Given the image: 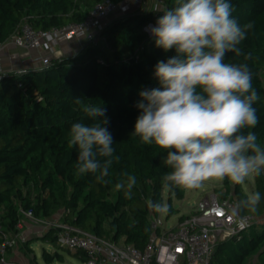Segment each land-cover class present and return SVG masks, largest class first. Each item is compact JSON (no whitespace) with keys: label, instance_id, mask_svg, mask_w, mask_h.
I'll return each instance as SVG.
<instances>
[{"label":"trees","instance_id":"obj_1","mask_svg":"<svg viewBox=\"0 0 264 264\" xmlns=\"http://www.w3.org/2000/svg\"><path fill=\"white\" fill-rule=\"evenodd\" d=\"M103 0H0V41H7L24 21L34 28L49 30L83 21L91 8ZM120 3L122 0H113ZM163 9L149 13L118 12L109 19L98 43L88 42L76 53L52 58L40 69L10 71L0 80V242L5 233L16 232L22 211L32 210L39 219H50L62 213L63 222L79 226L88 232L116 241L123 240L144 250L153 233L152 216L147 201H163L162 175L170 171L164 165L166 151L141 143L132 134L140 110V91L159 86L154 78L158 61H166L174 50L164 52L155 47L145 31L174 0H161ZM232 15L241 25L253 22V28L239 47L242 54L229 53L227 63L247 64L252 73V85L260 95L254 105L259 117L252 129L258 142L264 145V0H231ZM247 56V58H246ZM106 109L108 129L114 138L115 153L109 182H98L94 174L80 175L76 171L77 149L67 142L73 123H91L75 99ZM123 173L135 175L137 183L132 198L114 185ZM255 192L261 201L255 213L264 216V174L254 177ZM227 192L237 200L247 193L242 185L230 186ZM184 198L185 190L176 188ZM170 207L168 215L174 214ZM186 216H181L180 220ZM160 232V229L157 230ZM60 228L52 227L42 236L57 244ZM31 241L20 250L27 256ZM11 250L9 251V253ZM259 253L264 264V224L252 227L220 242L210 264H247ZM83 261L86 252L74 253ZM0 264H17L8 259ZM48 262L63 260L61 253L44 250ZM37 263L36 256L31 257ZM32 263V262H30ZM33 264V263H32ZM38 264V263H37Z\"/></svg>","mask_w":264,"mask_h":264},{"label":"clouds","instance_id":"obj_2","mask_svg":"<svg viewBox=\"0 0 264 264\" xmlns=\"http://www.w3.org/2000/svg\"><path fill=\"white\" fill-rule=\"evenodd\" d=\"M232 12L231 0H174L148 28L155 47L175 54L156 63L153 75L159 86L140 91L132 134L166 151L163 162L170 171L161 177L165 192L205 190L209 182L225 179L243 185L264 174V145L252 131L259 123L254 105L260 95L247 64L225 62L229 53L242 54L239 45L254 25H241ZM75 103L91 121L73 123L68 132L69 146L77 149L76 171L107 183L119 157L106 109L82 98ZM122 176L126 179L114 188L131 199L137 177ZM261 199L259 191L250 192L230 214L243 222L241 213H255ZM147 206L161 216L170 210L164 201L150 199Z\"/></svg>","mask_w":264,"mask_h":264},{"label":"built area","instance_id":"obj_3","mask_svg":"<svg viewBox=\"0 0 264 264\" xmlns=\"http://www.w3.org/2000/svg\"><path fill=\"white\" fill-rule=\"evenodd\" d=\"M135 1L143 0H122L120 3L113 0L97 2L83 21L49 30L36 29L28 21H24L12 38L5 42L0 41V53L10 40L26 50L44 49L50 52H55L60 42L76 38L98 43L102 39L101 32L109 16L120 9L117 12H129ZM159 3L155 4L154 10L160 9ZM51 61L50 55L33 58V62H39L42 67L49 65ZM7 72L0 65V80ZM237 201L233 195L223 197L211 192L196 201L190 213L170 228H163L158 219L152 220L153 233L144 250L132 243L99 236L79 226L63 222L62 213L50 219H39L34 217L31 209H21L22 217L17 231L5 233L0 242L2 262H6L10 250H19L28 240L23 228L25 221L29 220L33 224L43 225L47 231L52 227L60 228L58 244L72 253L86 252L85 264H210L220 242L239 236L241 232L259 225L260 218L250 213H241L244 217L243 222L233 218L229 209ZM10 261L17 264H32L26 260Z\"/></svg>","mask_w":264,"mask_h":264},{"label":"rangeland","instance_id":"obj_4","mask_svg":"<svg viewBox=\"0 0 264 264\" xmlns=\"http://www.w3.org/2000/svg\"><path fill=\"white\" fill-rule=\"evenodd\" d=\"M160 2V3H159ZM156 3H159L160 9L164 8L163 3H161V0H143L142 2L135 1L134 4H132L129 12H145L149 13L152 10H154V6ZM161 4V5H160ZM159 9V10H160ZM121 10V9H120ZM117 10V11H120ZM112 13L109 17V19L113 18L115 15L118 14V12ZM128 13V12H127ZM155 22H149L145 26V31L150 34L148 31L149 26H155ZM151 35V34H150ZM57 52H60L58 49ZM262 77L264 81V69L262 71ZM230 186L233 187L234 184L230 183ZM243 190L248 194L250 192H255V181L254 178L246 180L245 183L242 185ZM218 191L225 193L227 192V185L225 184V181L222 183L217 182H209L206 185L205 190H185L184 198H181L177 192L174 190L173 192H165L163 191V201L167 202L169 207H173L175 209L174 214L172 215H165L161 216L158 214V216H152L153 220L158 219L161 221L163 228H170L177 224L181 216L188 215L191 211V207L194 205L196 201H198L202 196L211 193V192H217ZM231 195V194H229ZM30 222V221H29ZM32 224V225H31ZM264 224V220H260L259 225ZM29 227L33 229V231H29ZM26 226L23 228L24 232L29 231L27 233L28 239L33 241L31 243V251L30 249H27V260L28 262H32L33 264H85V261H83L81 258H79L74 253L70 252L66 248L61 247L58 242L57 244H51L47 242L46 240L42 239V236L47 232V228H44L43 225L40 224H33L30 222V226ZM28 228V229H27ZM20 250V249H19ZM46 250L50 252L51 254H55L56 251L61 253L64 257L63 260H59L56 258L53 262L48 263L44 257H43V251ZM22 253V250H20ZM10 253L7 254V257L9 260H11ZM36 256L37 263L31 259V257ZM24 257V256H23ZM24 260V259H23ZM247 264H263L262 261L259 259V253L253 254L247 261Z\"/></svg>","mask_w":264,"mask_h":264},{"label":"crops","instance_id":"obj_5","mask_svg":"<svg viewBox=\"0 0 264 264\" xmlns=\"http://www.w3.org/2000/svg\"><path fill=\"white\" fill-rule=\"evenodd\" d=\"M85 45L84 38H76L69 41H62L56 47L55 52L46 51L44 49H31L26 50L24 48L18 47L10 40V42L6 45L4 50L0 53V65L4 67L8 72L10 71H21L25 69H40L42 65L39 62H33V58L40 55H50L52 58H61L66 55H71L79 51ZM60 52H57L56 50ZM260 220H264V216L260 217ZM32 225V224H31ZM26 226H30L29 220L25 221L24 228ZM29 231H33L31 227H29ZM28 229V228H27ZM29 231H25L28 233ZM31 231V232H32ZM10 259L17 260H27L24 251L22 253L20 250L11 251ZM24 256V257H23Z\"/></svg>","mask_w":264,"mask_h":264}]
</instances>
